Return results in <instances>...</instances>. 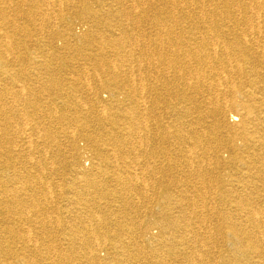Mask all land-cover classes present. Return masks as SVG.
<instances>
[{
    "label": "bare ground",
    "instance_id": "obj_1",
    "mask_svg": "<svg viewBox=\"0 0 264 264\" xmlns=\"http://www.w3.org/2000/svg\"><path fill=\"white\" fill-rule=\"evenodd\" d=\"M25 1L32 4V7L38 5L34 7L35 11L38 10L37 8L41 9L40 3L45 5L47 11H52V7H63L68 5L70 0H11L10 2L14 6L11 17H19L20 14L26 19L29 17V15L27 17L29 11L23 13L22 10L18 9L19 4ZM112 1L124 7L121 13L131 10L128 5L132 7L139 4L155 5L156 2L166 7L169 6L170 12L163 18L157 17L154 19L155 22L153 23L157 28V32L154 33V39H148V45L154 47L140 50V57L146 62V66L142 68V62L139 61V57L135 58L137 56L132 51L130 57H128L135 62L133 69H131L134 77L129 76L130 81L126 83L124 91L125 98L129 101L128 105L120 108L105 105L100 111L103 113L102 115L101 113L98 114L95 108L90 107L92 102L89 100H82L81 108L75 106L77 111L82 110L83 113H86L82 116V122L87 117L108 118L107 120L111 125L91 130L87 129L89 127L87 123L82 124L84 131H87V134L90 133L87 136L95 141V148L97 146L94 163L96 166L100 165L101 167L102 164H112L115 159L126 161L123 155L127 145L129 146V152L138 158L142 152L141 147L151 137L150 131L152 128H149L146 122L147 120H154L156 129L152 131L165 133V138L166 136L171 138L172 143L178 146V159L170 166H175L178 170L179 167L181 168L182 181L186 184L194 180L192 184L188 183V185H191V187H188L189 189L185 187L174 194L170 202L172 206L169 209L172 211L170 213L172 216L169 221H162L160 233L151 231L143 242L138 240H133V242L122 241L120 246L138 247L141 244L144 245V248H146L144 252L149 255V264H170L169 259L174 264H264V0H129L131 1L129 4L124 3L127 0ZM0 4L6 5V0H0ZM183 9H188V12H182L183 15L180 17L183 21H187V24H190H188V27L179 26L178 13H181ZM229 9H234L237 13L231 15ZM7 13L6 7L0 5V49L5 50L2 52L8 54L18 51L14 46L15 41L10 40L9 35L11 38L16 39L21 33L17 29L8 30L5 27L11 19ZM47 19L50 21L51 17L49 16ZM134 23L132 26L138 25L137 22ZM71 31V27L65 30L58 29L50 33V36H63L67 33L71 34ZM162 39L170 48V54H166L167 56L164 57L161 55V53L164 54ZM123 44L124 42L121 40L115 42L117 49H121ZM65 46L69 48L68 44ZM156 47L161 53L157 52ZM90 59L98 67L116 66V63L112 62L113 58L109 63L104 61L99 53H96ZM162 63L169 64L170 70L168 69V71L172 72L173 79L177 80L175 88L171 91L166 88L168 81L163 86V74L159 75L157 70L158 65ZM152 68L156 71H151ZM20 73L17 72L15 78H18L21 75ZM246 75L250 77V81L245 80ZM87 78H85L86 81ZM160 82L163 88L160 86ZM34 84L37 83L32 82L28 87V91L30 89L31 95L37 93L42 95L47 89L58 85V81L52 78L40 82L39 86ZM26 86V84L19 86L14 91L13 94L18 101L27 100L30 96L29 92L26 91ZM115 98L118 99V97ZM167 99L171 101L169 102L171 103L170 107L177 115L172 113L170 123L159 124L155 116V112L159 107L156 104L167 101ZM65 101L66 103L61 108L67 111V115L62 113L63 118L71 115L76 116L74 119L77 118L78 121H81V118H78L79 116L76 114H69L72 108L67 104L68 100ZM144 101L145 107L141 111L139 105L140 102ZM37 106L38 110L43 109L42 105ZM48 108L45 110L48 109L53 112L56 109L61 110L60 107L56 106ZM184 108L186 109L184 110ZM1 109L3 108L1 107ZM11 109L12 114L8 116L9 118L17 116V114L20 115V112L24 110L17 105ZM91 110L95 114L91 113ZM2 121L1 141L10 142L11 137L8 136L6 128H12L11 122L9 123L10 120L6 117ZM96 121L100 123L102 120L96 119ZM15 123H17V120H15ZM224 130H226V133H223ZM145 131H148L149 135L147 133L145 134L147 136L143 137L141 133ZM43 133L44 136H48L49 130L44 129ZM99 141L109 142L112 147L111 152H109L111 156L105 153L103 145ZM147 145L145 148H147ZM4 149H6V153L0 151L1 157L2 155H12L13 157L15 154L11 147H4ZM224 152H226L225 156L223 155ZM41 159L43 158L41 157ZM5 160L10 159L5 157ZM229 161H238L242 168L240 177L230 182L227 178L230 175L224 178L216 170L219 166H229ZM43 169L42 167L41 173L44 171ZM93 169L83 170V175L79 176L85 183L84 191L88 193L90 190L96 192L98 182H105L107 179H101L100 176H97L101 172L104 174L106 170H100L97 167L96 172H94ZM150 171L153 172V170H148L149 173ZM123 173L126 176H123ZM168 175L164 172L162 177L165 178ZM111 180L119 185L118 190L120 192L133 189L136 181L133 174L123 172V170L115 173V178ZM199 185L215 186L222 190L213 194L202 190L198 187ZM13 190L15 191L8 190L9 194L12 195L10 203L14 206L15 204L20 205V207L15 206L14 208V206L8 205L7 214H21L27 219L31 211L22 207H25L24 204L27 202L28 197H25L26 194L19 192L17 189ZM87 192L86 194H88ZM127 193L129 194V192ZM162 197H168V195L163 196L162 194ZM217 198L220 199L221 203L216 202ZM86 204L89 208H86L87 214H91L88 221L91 224L95 218L94 206L89 203ZM126 204L130 205L127 201ZM36 207V212L33 214L38 217L42 216V219L49 213L44 205L43 207H39V205ZM212 208V213L216 218V222L214 221L215 226L206 228L204 225L208 220L203 211ZM0 213H3L1 208ZM167 215L168 212H165L163 216ZM189 215L190 217L196 215L200 218L196 219V222H191L188 219ZM42 219L37 222L41 223L40 225L43 227L47 224V221L46 218H44V221ZM6 223V229L13 232L12 226L9 224L10 221ZM199 229L205 231L202 237H199L200 233L195 235V232ZM94 234L93 231H87L82 235L77 234L74 239L72 236V238L70 237L72 244H79L80 248L86 246L89 249L86 252V257L90 258L89 261L94 258L91 254V248L97 246L96 240H93L96 237V235L94 237ZM83 236H85L86 241L85 239L82 240ZM205 236L209 239L214 238L213 245H218V249L212 255L208 251V241ZM77 239L80 241L77 242ZM57 248L58 246L52 242L44 243L42 241L40 243L38 241V244L34 243L33 247L25 243L22 246L25 253L21 257L23 259V262H21L20 256L17 257L10 246V248L4 249L7 259L13 256L17 259L6 264H25L24 262L29 258L26 251L45 257L50 252L52 253V249L56 250ZM140 252V248H137L136 253ZM59 256L61 257L60 262L53 259L49 264H55V261L57 264H66V260L69 258L68 254L61 253Z\"/></svg>",
    "mask_w": 264,
    "mask_h": 264
},
{
    "label": "rangeland",
    "instance_id": "obj_2",
    "mask_svg": "<svg viewBox=\"0 0 264 264\" xmlns=\"http://www.w3.org/2000/svg\"><path fill=\"white\" fill-rule=\"evenodd\" d=\"M10 1L6 0V5L0 4L4 8L6 7L7 15L11 18L5 27L8 30H19L21 35L16 39L9 35V39L15 41L14 46L18 50L17 52L7 54L2 52L5 50L0 49V108H3L0 110V134L3 128V118H8L12 125V128L5 127L11 141H1L0 138V151L6 153L4 147H11L15 153L13 157L12 155H2V157L4 156L2 158L0 155V208L3 212L0 213V264L14 262L18 256L23 262L21 257L25 252L22 250V246L26 243L33 247V244H38V241L40 243L42 241L54 243L58 246L57 252L52 249V253L41 257L34 252L26 251L29 258H26L25 264H49L53 259L60 262L61 257L59 255L61 253L69 256L66 264H149V255L144 252L146 251L144 245L141 244L138 247L120 246L121 242H133V240L143 242L151 231L160 233L162 221L166 220L167 222L172 216L170 214L172 211L169 209L172 206L170 202L174 194L179 189L191 187L188 183L192 184L194 180L186 184L182 181L181 168L179 167L178 170L175 166H170L178 159V146L172 143L171 138H167V136L165 138V133L152 131L156 129L154 120H147L146 122L147 126L152 128L151 137L148 139L149 143L146 142L141 147L142 152L138 158L129 152L127 145L126 153L124 152L123 155L126 161L115 159L114 164L106 163L102 164L101 167L100 165L96 166L94 159L96 158L97 146L95 148V141L87 136L90 133L87 134V131H84L82 124L87 123L89 126L87 129L91 130L111 125L107 120L108 118L87 117L82 122V116L86 113H83L82 110H78V112L76 107L81 108L82 100H89L92 104L94 103L93 105L90 104V107L95 108L96 112L98 111L100 114L105 105L119 108L128 105L129 101L124 95L125 85L130 81L129 76L134 77L131 69L135 64L128 57L132 51L137 56L135 58L139 57V61L142 62V68L146 66V62L140 57V50L154 47L148 45V39H154V33L157 32L153 23L155 22L154 19L167 16L170 12L169 6L166 7L158 2L155 5L139 4L134 7L128 5L131 10L121 13L124 7L112 0L105 2L103 0H68V5L54 6L52 11H47L45 5L40 3L41 9L37 8L38 10L35 11L34 7L38 5L32 7V4L25 1L20 3L21 6L19 4L18 9L22 10L23 13L29 11L27 14L29 17L26 19L21 14L19 17L10 16L14 8ZM130 2L129 0L124 1L128 4ZM161 5L162 7H160ZM228 11L231 15L237 13L234 9ZM182 12H188V9H183L181 13H178L179 26L188 27L190 24L188 23V25L187 21H183L180 17L183 15ZM49 16L51 17L50 21L47 19ZM134 22H137L138 25L132 26L135 24ZM69 27L72 28L71 34L50 36V33L58 29L65 30ZM120 40L124 44L121 49H117L115 42ZM67 44L69 48H66L65 45ZM162 46L164 54L159 51L158 47H156L157 52L159 51L162 57L170 54L168 44L163 41ZM96 53H99L104 61L110 63L113 60L112 62H115L116 66H96L95 62L90 59ZM115 68L116 70H114ZM168 69L170 70L169 64L164 63L157 67L159 75L163 74V86L168 81L166 88L171 91L175 88L177 80L173 79L172 72H169ZM151 71L155 72L156 69L152 68ZM17 72H21V75L15 78ZM245 77L246 81L251 80L249 76L246 75ZM52 78L58 81V85L47 89L42 95L40 93L39 95L38 93L31 95L30 89L28 91L32 82L39 86L40 82ZM25 84L27 85L26 91L29 92L30 96L27 100L18 101L13 93L19 86ZM159 84L162 87L161 82ZM88 88L91 89L90 92ZM66 99L68 100L67 104L72 108L69 114H76L79 116L78 118H81V121H78L77 118L74 119L76 116L73 117L69 114V117L64 116L63 118L62 113L66 114L67 111L61 107L66 103ZM169 102L171 101L167 99V101L156 104L159 107L155 116L159 124L170 123L171 114L177 115L170 107L171 103ZM144 103L145 101L140 102L141 111L144 110ZM16 105L24 109L20 112L22 115L17 114V116L9 118L8 116L12 114L11 108ZM37 105H42L43 109L38 110ZM50 106L60 107L61 110L50 111L48 110ZM45 107L48 109L45 110ZM35 108L37 109L35 110ZM91 113L95 114L92 110ZM96 119L102 121L99 123ZM44 129L49 130L48 136H44ZM223 133H226V130ZM145 134L149 135V132L141 133L143 137L147 136ZM94 136L96 137V135ZM99 143L103 145L105 153L111 156L109 152H111L112 147L109 142L99 141ZM146 145L147 148H145ZM5 157H9L10 160L6 161ZM41 157L43 159L40 160ZM168 157L169 159H167ZM42 167L44 171L41 173ZM97 167L100 170H106L104 174L101 172L97 176H100L101 179L107 178V181L98 182L97 191L90 190L88 193L84 191L85 183L79 176L83 175V170H90V168H94L93 170L96 172ZM122 170L133 174L136 181L133 189L120 192L118 190L119 185L111 179L115 178V173L122 172ZM148 170H153V172L150 171L149 173ZM216 170L224 178L230 175L227 177L229 182L237 180L242 172L238 161H229V166H219ZM164 172L169 174L165 178L162 177ZM123 176H126L125 173ZM198 187L213 194L222 190L215 186L209 187V185L207 187L199 185ZM13 189L25 193V197H28L24 204L25 207H22L31 211L27 219L21 214H7L8 205L14 206L10 203L12 195L8 192V190L15 191ZM162 194L163 196L167 194L168 197H162ZM218 198L216 202L221 203ZM126 201L130 205H127ZM86 203L94 206L95 218L91 224L88 222L91 214H87L86 208H89ZM38 205L39 207L44 205L49 211V217L48 214L44 216L47 224L43 227L40 225L41 223L37 222L42 219V216L38 217L33 214ZM15 206L20 207L16 204ZM212 211L213 208L203 211L208 220L204 225L206 228L215 226L216 218ZM165 212H168L167 216H163ZM199 218L196 215L188 216L191 222H196ZM7 221H10L9 224L12 226L13 232L6 229ZM87 231L95 232L94 237L96 235V239L93 238V240H96L97 246L91 248V254L94 256L91 261H89L88 256L86 257V252L89 251L86 246L82 245L83 247L80 248L79 244L70 242L71 236L74 239L77 234L82 235ZM204 232L203 229H199L195 235L200 233L199 237H202ZM84 239L85 236L82 240ZM208 239L206 237L208 251L212 255L218 249V245H213L214 238ZM76 241L79 242L80 240L77 239ZM10 246L17 257L13 256L7 259L4 249L10 248ZM1 248L3 249L1 250ZM137 248H140V253H136ZM56 261L55 264H57ZM169 263L174 264L171 259H169Z\"/></svg>",
    "mask_w": 264,
    "mask_h": 264
}]
</instances>
